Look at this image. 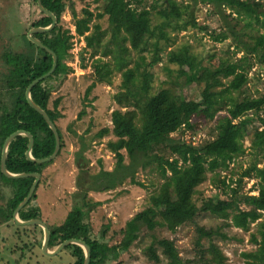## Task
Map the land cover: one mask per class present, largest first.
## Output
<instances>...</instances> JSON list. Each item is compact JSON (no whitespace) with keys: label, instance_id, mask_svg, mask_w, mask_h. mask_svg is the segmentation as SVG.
Here are the masks:
<instances>
[{"label":"rangeland","instance_id":"rangeland-1","mask_svg":"<svg viewBox=\"0 0 264 264\" xmlns=\"http://www.w3.org/2000/svg\"><path fill=\"white\" fill-rule=\"evenodd\" d=\"M241 1L264 4V0ZM171 3L177 13L166 16L162 12H169L170 8L163 0L144 1L145 10L149 12L151 32L133 44L123 30L116 33V38L112 37L107 19L101 16L104 0L66 1L61 30L70 36V57L66 63L71 72L65 77L51 78L46 83L52 91L49 108L52 109L54 99H62L60 111L63 118L57 125L64 144L58 157L44 169L33 201L40 207L42 220L47 226L59 225L64 221L73 208V195L80 191V185L86 187L94 182L93 177L101 169L111 171L116 167L117 158L110 144L116 145L119 140L112 133V112L118 109L136 110L135 122L139 125L141 109L128 90L121 87L123 73L128 69L135 70V83L142 71L149 72L151 93L170 88L188 100H200L204 82L198 80L187 86L185 77L190 72L188 66L169 60L174 51H187L195 58L193 68L199 78H206L220 66L225 70L219 77L225 87L230 88L228 95L237 104H246L264 93V63L255 56H246L240 49L245 41L252 42L251 35L263 32L259 23L247 18L244 11L238 13L226 5L216 7L200 0H171ZM74 11L76 17L72 15ZM38 14L34 0H0V56L11 47L14 51L25 50L23 36L27 35L31 22ZM80 19L86 20V28L81 32L77 31V21ZM223 35L226 37L221 38ZM151 62H154L152 67L149 66ZM1 65L0 60V74L4 71ZM228 66H234V72H228ZM107 70L112 73L100 79V74ZM240 73L246 79L243 84L236 78ZM93 82L96 86L86 96V89ZM7 102L6 93L0 88V108ZM226 114L223 110L214 117L194 115L191 118L192 128L182 127L172 137L200 146L217 136V121ZM240 120L245 121L247 127L240 137L245 151L236 156L228 168L219 170L218 176L207 174L195 195L199 205L207 198L227 199L231 188H238L240 194L257 195L258 179L253 177V173L250 176L243 174L251 170L254 164L258 168L264 167V149L251 147L253 133L264 128V107L259 112H247L236 121ZM120 153L127 164L129 157L126 149H121ZM217 179L224 180L230 189L224 188ZM240 179L242 182L238 185ZM165 180L162 170L156 164H149L135 174L134 182L127 179L113 189L90 192L91 200L101 202L88 219L92 238L98 239L104 226L109 225L104 241L109 245L118 243L121 239L119 231L125 222L155 204V196ZM11 195L12 189L0 179V206H5ZM240 206L245 208L244 203ZM222 221L218 217L201 214L195 224L183 225L175 233L166 229L157 230L156 235L172 239L181 258L192 261L197 251L196 226L215 227L221 225ZM254 231V224L249 231L234 227L221 229L228 238L218 237L215 243L226 256V264H245L242 253L254 249L250 242V234ZM43 241L44 231L40 226L17 227L12 222L1 223L0 218V264L73 262L70 253L64 249L55 256L44 254ZM149 242L150 236L141 237L128 252L120 256L119 261L122 264H155L144 255ZM54 250L49 248L50 252ZM159 264H166L163 257Z\"/></svg>","mask_w":264,"mask_h":264},{"label":"trees","instance_id":"trees-1","mask_svg":"<svg viewBox=\"0 0 264 264\" xmlns=\"http://www.w3.org/2000/svg\"><path fill=\"white\" fill-rule=\"evenodd\" d=\"M67 0H41L42 6L56 17L54 28L45 33H35L33 37L51 49L57 55L55 71L47 78L37 83L31 89V99L41 109L46 111L51 121L56 125L60 136V151L63 147V137L58 127V121L63 118L60 111L62 99L57 97L49 108L51 89L47 86L51 78L65 77L71 72L66 63L70 57V43L68 32L61 30L62 15L66 11ZM145 0H104L103 13L108 22V29L113 38L117 32L123 30L131 43L136 44L151 32L149 12L144 7ZM202 3L212 4L216 7L228 6L238 13L245 12L247 18L259 23L263 32L250 36L252 42L245 41L241 50L246 56H255L264 63V4L250 3L241 0H200ZM38 16L31 22L30 29L47 27L52 20L37 5L34 0ZM170 11L164 10L166 16L174 15L177 9L171 0H163ZM74 8V7H73ZM75 10V9H74ZM76 17L75 11L72 14ZM86 20L77 21V31L81 32ZM28 28V29H29ZM29 29V30H30ZM99 36V33L97 34ZM223 35L221 38H225ZM26 47L24 51H14L13 47L5 49L0 56L4 71L0 74V88L6 93L7 100L0 108V159L2 146L5 139L15 131L29 132L34 139L31 155L35 159L49 157L55 150V137L43 116L28 104L25 91L29 84L36 78L46 74L52 67L53 58L44 49L31 42L27 35L23 36ZM156 57V56H155ZM193 57V56H192ZM189 52H176L170 54V62L187 65L189 74H186L185 83L190 85L201 80L204 87L200 100H188L170 88H161L156 93H151L150 74L142 71L137 79L134 69L123 73L124 80L121 87L136 99L141 109L139 125L136 124V110H114L111 115L113 135L118 138L116 145L110 144L115 153L117 162L113 170L101 169L86 187L80 185V191L73 195V208L67 213L64 221L59 225L48 226L50 231L49 248L56 249L62 242L69 239H79L89 245L91 259L89 264H122L119 258L144 236H150V242L144 249V255L149 262L159 264L164 258L166 264H226V256L215 243L216 238L227 239L221 232L223 227L240 228L249 231L252 224L255 231L250 234V242L254 249L242 253L245 264H264V167L258 168L256 164L243 176L258 179L257 195L240 194L238 188H228L224 180H219L224 188L230 189L227 199L207 198L199 205L195 199L198 187L206 180L208 173L218 176V171L228 168L232 160L244 153L240 141L241 135L247 130L245 121H236L247 112H259L264 107V93L248 101L246 104H237L229 97L230 88L219 77L225 70H214L199 78L194 71L193 61ZM247 60V57L246 59ZM122 63V62H121ZM154 62L149 64L152 67ZM97 72L98 68H95ZM227 71L234 72V66H228ZM112 72L107 70L100 74V79H105ZM240 84L246 79L243 74H237ZM109 81V80H107ZM96 86L93 82L86 89L88 96ZM227 98V99H226ZM120 103V102H119ZM226 115L219 118L216 125L217 136L200 146H194L176 140L172 134L182 127L192 128L191 118L202 114L204 117H214L220 111ZM251 147L255 150L264 149V128L257 129L251 137ZM28 137L16 136L9 144L6 155V168L11 173H42L53 160L38 164L27 159ZM125 148L129 162L124 163L120 150ZM56 157V158H57ZM156 164L164 173L166 180L160 192L155 196V204L139 211L129 218L119 231L121 239L114 245L104 241L109 225H105L98 239L92 238L89 217L101 202L90 198V192H102L113 189L125 180L135 181V174L147 165ZM167 175V176H166ZM1 181L12 189V195L5 206H0L1 223L12 222L13 212L27 196L34 181L29 178H7L0 170ZM242 180H238L240 185ZM40 184V182H39ZM29 202L20 210L19 219L28 221L41 219V209L33 204L36 199L38 186ZM3 198L4 196L1 195ZM245 204L241 208L240 204ZM201 214L222 219V224L215 227L197 225L196 256L192 261H184L172 239L159 237L157 230L166 229L171 233L186 224H195ZM64 250L73 258L71 264H83L85 254L83 249L75 244L68 245Z\"/></svg>","mask_w":264,"mask_h":264},{"label":"water","instance_id":"water-1","mask_svg":"<svg viewBox=\"0 0 264 264\" xmlns=\"http://www.w3.org/2000/svg\"><path fill=\"white\" fill-rule=\"evenodd\" d=\"M37 5L38 8L44 12L47 16H49L52 20L51 24L47 27H37V28H32L28 31L27 33V37L28 39L33 42L34 44H36L38 47L46 50L53 58V62H52V67L51 69L44 75L36 78L35 80H33L29 86L27 87L26 91H25V97L26 100L28 102V104L30 105L31 108H33L36 112H38L40 115L43 116L44 120L46 121V123L48 124L49 128L52 130L54 137H55V150L52 153V155H50L49 157L46 158H42V159H35L32 155H31V151L33 148V144H34V139L33 136L26 131H22V130H18L13 132L12 134H10L4 141L3 146H2V152H1V159H0V170L1 173L7 177V178H14V179H20V178H29V177H33L34 181L29 189V192L27 194V196L23 199V201L17 206V208L14 210L13 212V220L17 225H21V226H40L43 231H44V241H43V245H42V250L44 252V254L48 255V256H55L57 255L61 250H63L65 247H67L68 245L71 244H75L80 246L85 254V260L83 264H89L90 259H91V249L89 247V245H87L84 241L79 240V239H69L66 240L64 242H62L53 252L49 251V241H50V231L48 226L46 225V223L41 220V219H31L28 221H22L19 219L18 215L20 210L29 202V200L31 199L34 191L37 188V185L39 184L40 181V174L38 173H11L7 170L6 168V155H7V150H8V146L10 144V142L18 135H25L28 137V148L26 151V157L28 160L38 163V164H43V163H47L51 160H54L57 157V154L60 150V136L57 130L56 125L51 121L50 117L48 116V114L46 113V111H44L43 109H41L39 106H37L31 99V89L40 81H42L43 79L49 77L56 69L57 66V55L48 47H46L45 45H43L40 41H38L37 39H35L33 37V34L35 33H45L48 32L50 30H52L54 28V26L56 25V17L55 15H53L52 13L48 12L41 3V0H37Z\"/></svg>","mask_w":264,"mask_h":264}]
</instances>
